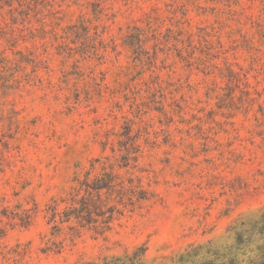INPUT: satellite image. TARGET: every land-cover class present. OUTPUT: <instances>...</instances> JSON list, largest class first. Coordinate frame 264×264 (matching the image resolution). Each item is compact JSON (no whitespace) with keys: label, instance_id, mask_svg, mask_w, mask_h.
Masks as SVG:
<instances>
[{"label":"rangeland","instance_id":"rangeland-1","mask_svg":"<svg viewBox=\"0 0 264 264\" xmlns=\"http://www.w3.org/2000/svg\"><path fill=\"white\" fill-rule=\"evenodd\" d=\"M125 132L152 198L104 235L53 229ZM263 238L264 0L0 2V264H219Z\"/></svg>","mask_w":264,"mask_h":264},{"label":"trees","instance_id":"trees-1","mask_svg":"<svg viewBox=\"0 0 264 264\" xmlns=\"http://www.w3.org/2000/svg\"><path fill=\"white\" fill-rule=\"evenodd\" d=\"M0 2L9 7L13 0H0ZM134 42L140 48L141 41L138 36ZM124 136L131 143L126 145L123 142L124 154L120 156V160L92 174L94 165L100 162L99 159L93 160L89 171L83 178L75 180L76 185L70 189L62 201L65 203L64 207L60 211L57 205L47 207L49 221L54 223L53 229H58L59 224H65L70 231L92 229L97 234L104 235L125 213H132L140 208L142 203L152 198V193L143 188L140 178L128 175L127 172H125L127 175L120 172V170L128 169L131 162L136 163L138 160L136 154L140 152L139 145L135 144V138L132 139L129 132H125ZM237 241L241 244L239 238ZM254 252V255L247 257L246 261L233 257L219 264H264V238L263 243L257 246ZM241 255L245 256V253ZM142 259L143 249L139 248L131 255H126L124 260L115 259L104 264H143ZM201 264L217 263L208 261Z\"/></svg>","mask_w":264,"mask_h":264}]
</instances>
